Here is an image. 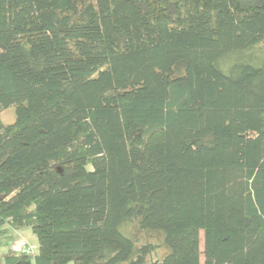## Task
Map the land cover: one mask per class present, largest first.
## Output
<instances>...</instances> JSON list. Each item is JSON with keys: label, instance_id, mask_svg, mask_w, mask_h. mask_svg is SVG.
I'll list each match as a JSON object with an SVG mask.
<instances>
[{"label": "trees", "instance_id": "16d2710c", "mask_svg": "<svg viewBox=\"0 0 264 264\" xmlns=\"http://www.w3.org/2000/svg\"><path fill=\"white\" fill-rule=\"evenodd\" d=\"M13 230L5 264H264V0H0Z\"/></svg>", "mask_w": 264, "mask_h": 264}, {"label": "rangeland", "instance_id": "374dc122", "mask_svg": "<svg viewBox=\"0 0 264 264\" xmlns=\"http://www.w3.org/2000/svg\"><path fill=\"white\" fill-rule=\"evenodd\" d=\"M1 120L5 124L14 123L16 120L15 109L9 108L5 110L1 115ZM123 231L131 238L137 239L140 242L152 241L157 243L158 246L153 254L154 258L161 259L165 257L169 251L165 246L162 235L159 233L142 231L141 229H139L137 224H131L123 229ZM8 235H11L14 238L5 239L4 237ZM22 244L25 246L33 247L34 250H37L36 237L30 230H22L21 232L13 230L10 234H2L0 231V264H5V257L7 256L10 249L15 248L14 250L19 251ZM201 245L203 246V234L201 236Z\"/></svg>", "mask_w": 264, "mask_h": 264}, {"label": "built area", "instance_id": "2783aa9c", "mask_svg": "<svg viewBox=\"0 0 264 264\" xmlns=\"http://www.w3.org/2000/svg\"><path fill=\"white\" fill-rule=\"evenodd\" d=\"M20 252L29 254V255H34L36 250H34L33 247L25 246L22 244L21 248L19 249Z\"/></svg>", "mask_w": 264, "mask_h": 264}, {"label": "crops", "instance_id": "0c3cea01", "mask_svg": "<svg viewBox=\"0 0 264 264\" xmlns=\"http://www.w3.org/2000/svg\"><path fill=\"white\" fill-rule=\"evenodd\" d=\"M17 232H21V231H17ZM20 234V233H19ZM15 241H17V240H15ZM19 241V240H18ZM36 241H37V239H36ZM17 244V243H16ZM15 249V248H14Z\"/></svg>", "mask_w": 264, "mask_h": 264}]
</instances>
